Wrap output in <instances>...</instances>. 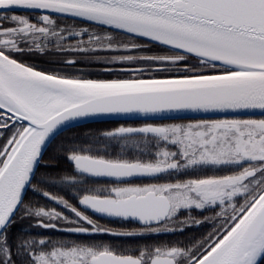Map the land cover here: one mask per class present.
Segmentation results:
<instances>
[{"label":"snow or ice","instance_id":"snow-or-ice-1","mask_svg":"<svg viewBox=\"0 0 264 264\" xmlns=\"http://www.w3.org/2000/svg\"><path fill=\"white\" fill-rule=\"evenodd\" d=\"M0 264H264V0H0Z\"/></svg>","mask_w":264,"mask_h":264},{"label":"trees","instance_id":"trees-1","mask_svg":"<svg viewBox=\"0 0 264 264\" xmlns=\"http://www.w3.org/2000/svg\"><path fill=\"white\" fill-rule=\"evenodd\" d=\"M100 126H107V125H100Z\"/></svg>","mask_w":264,"mask_h":264}]
</instances>
